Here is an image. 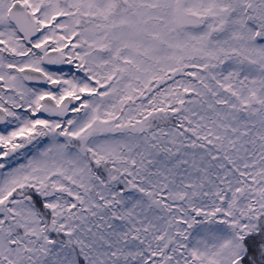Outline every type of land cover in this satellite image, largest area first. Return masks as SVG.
<instances>
[{"label": "snow or ice", "instance_id": "1", "mask_svg": "<svg viewBox=\"0 0 264 264\" xmlns=\"http://www.w3.org/2000/svg\"><path fill=\"white\" fill-rule=\"evenodd\" d=\"M0 264H264V0H0Z\"/></svg>", "mask_w": 264, "mask_h": 264}]
</instances>
